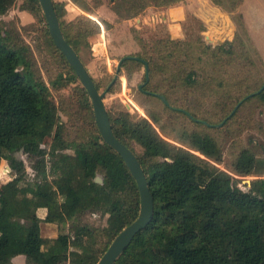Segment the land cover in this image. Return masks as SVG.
Segmentation results:
<instances>
[{"label":"trees","instance_id":"trees-1","mask_svg":"<svg viewBox=\"0 0 264 264\" xmlns=\"http://www.w3.org/2000/svg\"><path fill=\"white\" fill-rule=\"evenodd\" d=\"M17 1L0 0V17L12 11ZM71 1L84 13L71 22L65 21V5L54 4L66 41L82 59V52L91 49V40L102 32L98 22L86 14L94 15L104 0ZM184 1L109 0L108 6L122 22L138 18L149 8L165 10ZM211 1L231 12L244 2ZM20 9L45 25L43 36L48 48L68 68L66 79L58 76L60 87L76 86L69 97L57 103L43 80L35 79L29 70L20 73L28 66L26 51L12 46L9 33L3 38L0 32V166L6 160L15 173L0 192V264H13L19 256L25 257L27 264H97L115 237L138 218V186L122 158L103 142L89 96L53 44L39 1L25 0ZM237 17L241 23L242 16ZM102 24L105 28L113 26L105 20ZM159 42L166 46L178 44ZM228 44L233 47L235 42ZM199 45L211 56L229 51L227 45L212 48L203 41ZM135 58L141 61L136 63L149 65L151 76L161 69L158 65L151 68L144 56ZM194 74L186 75L187 84L195 83ZM172 76L178 81L181 72ZM263 86L244 101L256 98L264 103ZM66 108L87 127L82 130L86 135L82 141L67 138L71 130L61 117ZM109 116L116 137L135 153L128 143L132 131L129 115L109 112ZM149 116L162 134L168 135L159 118ZM144 129L145 145L162 148L171 163L168 169L149 175L146 157L135 153L148 179L155 215L115 264H264V160L243 150L229 173L218 167L222 152L210 136L179 129L172 144L147 122ZM49 138L47 150L43 144ZM69 149L73 154L66 152ZM19 153L33 162L36 174L31 182L26 180V167L17 158ZM99 175L103 176L101 182L97 180ZM201 176L203 184L199 182ZM235 177L256 179L244 191ZM41 209L46 211L45 218L38 216ZM87 213L107 216L106 226L96 229L81 224L79 218ZM42 223L56 225L58 237L43 238Z\"/></svg>","mask_w":264,"mask_h":264},{"label":"rangeland","instance_id":"rangeland-1","mask_svg":"<svg viewBox=\"0 0 264 264\" xmlns=\"http://www.w3.org/2000/svg\"><path fill=\"white\" fill-rule=\"evenodd\" d=\"M24 1L18 0L12 11L0 17V32L3 38L9 33L12 46L26 51L28 66L21 68L20 73L24 75L29 70L35 79L43 80L52 98L59 103L61 98L72 94L76 85L63 83L66 86L60 87L58 76L64 75L66 79L68 68L60 64L52 48H48L43 36L45 25L20 9ZM54 2L59 3L60 0ZM64 5L66 22L82 16L83 13L73 11L72 5ZM104 5L108 6L109 0H104ZM177 6L183 11V17L172 18L168 14L170 8H149L142 17L137 18L141 22L131 28L123 24L105 28L101 18L107 17L106 7L97 10L94 15L86 14L104 28L100 36L91 40V49H85L81 55L100 92L112 83L123 57L144 56L150 60L151 68L153 65L161 66V69L154 70V76L150 74L145 89L166 94L162 97L167 104L162 99L139 92V86L146 81L145 66L127 61L105 98L108 111L112 115H129L132 131L128 143L139 157H146L149 175L168 169L171 159L162 148L150 149L145 145V122L172 144H175V131L179 129L210 136L222 152L218 167L229 173L232 163L243 150H249L256 158L264 160V103L256 98L244 101L264 85V0H244L234 12L216 6L211 0H186ZM238 15L242 16L241 23ZM206 36H210L214 42H208ZM160 40L178 44L166 46ZM199 41L212 48L227 45L228 42L235 44L233 47L227 45L228 53L211 56L204 53ZM193 66L196 70L191 69ZM178 72H181V79L177 81L172 75ZM187 74H194L192 81L195 83H186ZM54 83L59 86H54ZM150 114L159 118L168 135L162 134ZM73 116L74 113L68 108L61 112L62 120L68 122L71 130L67 138L82 141L86 137L82 130L87 127ZM50 143L49 138L43 148L49 150ZM66 152L73 154L70 149ZM17 158L25 164L26 180L33 181L36 174L33 162L24 153H19ZM14 176L9 162L3 161L0 166V192L1 187L12 181ZM99 178L102 180L103 176L99 175ZM235 178L241 181L238 185L244 191L249 189L246 182L256 179ZM199 182H205L202 176ZM39 215L43 218L46 216L43 210L39 211ZM78 221L91 228L102 229L107 224V216L87 213ZM46 226L48 224L42 225V236L55 237L57 226H52V232L45 233ZM69 230L70 226H67L66 231ZM21 260H16L15 264H25Z\"/></svg>","mask_w":264,"mask_h":264},{"label":"water","instance_id":"water-1","mask_svg":"<svg viewBox=\"0 0 264 264\" xmlns=\"http://www.w3.org/2000/svg\"><path fill=\"white\" fill-rule=\"evenodd\" d=\"M38 1L46 19L53 44L66 58L68 64L79 78L82 87L86 90L89 96L93 108L95 123L103 142L122 158L138 186L140 194V212L138 218L115 237L107 251L97 263L115 264L132 244L137 234L150 226L155 215V202L149 188L147 176L135 153L116 137L109 116V111L105 105V98L109 94L111 86L119 79L123 64L126 61L137 60V58L131 56L122 58L118 63L116 75L112 83L105 91L100 92L84 62L73 47L66 41L61 28L60 19L55 9L54 0ZM206 39L210 43L214 42L210 36H206ZM146 73L148 79V71ZM141 88L142 85L139 89ZM262 91H264V86L261 92ZM158 97L167 104L162 96ZM97 180L100 182L102 181L99 177H97ZM246 184L250 185L251 181H247Z\"/></svg>","mask_w":264,"mask_h":264},{"label":"crops","instance_id":"crops-1","mask_svg":"<svg viewBox=\"0 0 264 264\" xmlns=\"http://www.w3.org/2000/svg\"><path fill=\"white\" fill-rule=\"evenodd\" d=\"M60 2L62 3V4H66L67 6H69V4L70 5H72L74 8H73V11H78V12H80V13H83L71 0H60ZM59 2V3H60ZM107 8L106 10H107V13H106V15H107V17H104V18H101L102 20H105V21H108L109 23H111L112 25H117V24H123V25H126V26H130V28L131 27H133L134 25H136L137 23H140L141 22V20L140 19H133V20H129V21H122V22H119L118 21V18H117V16L109 9V7L108 6H106V5H103L101 8H99V9H97V10H100V9H102V8ZM171 10L168 12V14L169 15H171V17L172 18H174V15L173 14H175V13H180V16H179V18L180 17H183V11L180 9V8H178V6H176V7H173V8H170ZM174 10V11H173ZM146 12V11H145ZM144 12V13H145ZM143 13V14H144ZM84 14V13H83ZM82 14V15H83ZM142 14V15H143ZM142 15H141V17H142ZM80 16V15H79ZM163 17H165V16H163ZM149 19H151L150 17H149ZM144 20L145 21H147L145 18H144ZM96 21V20H95ZM98 22V21H97ZM155 22V21H154ZM149 24V23H148ZM103 27H102V31H103ZM41 210H43L44 211V215L46 214V211L44 210V209H41ZM41 210H39V211H41ZM39 211H38V216L40 217V218H43V217H41L40 215H39ZM45 223H42L41 224V235H42V225H44ZM52 226L53 227H55L56 225H52V224H48V226H46V230H45V233H47L48 231L49 232H52L53 231V229H52ZM58 228V227H57ZM43 237V236H42ZM58 237V232H57V234H56V236L55 237H50V239H55V238H57ZM44 238V237H43ZM46 238V237H45ZM19 259H22L21 261H23L25 264H27V262H26V258L25 257H23V256H19V257H17V258H15L14 260H13V264H15V262H16V260H19Z\"/></svg>","mask_w":264,"mask_h":264},{"label":"flooded vegetation","instance_id":"flooded-vegetation-1","mask_svg":"<svg viewBox=\"0 0 264 264\" xmlns=\"http://www.w3.org/2000/svg\"><path fill=\"white\" fill-rule=\"evenodd\" d=\"M98 24L102 27V24L101 23H99L98 22ZM130 61H133V62H141V61H137V60H130ZM125 64V63H124ZM123 64V65H124ZM142 64H144V66H145V79H146V81H145V83L144 84H142V88L141 89H138L139 90V92L140 93H143V94H147V95H152V96H161V95H158V94H156V93H153V92H150V91H146V86H147V84H148V82H149V78H150V70H149V65H147V64H145V63H142ZM148 71V79H147V72ZM141 86V85H140ZM139 86V87H140Z\"/></svg>","mask_w":264,"mask_h":264},{"label":"bare ground","instance_id":"bare-ground-1","mask_svg":"<svg viewBox=\"0 0 264 264\" xmlns=\"http://www.w3.org/2000/svg\"><path fill=\"white\" fill-rule=\"evenodd\" d=\"M174 11V10H173ZM174 15V17H176V18H179V16H180V13H175V14H173ZM177 28V27H176Z\"/></svg>","mask_w":264,"mask_h":264}]
</instances>
